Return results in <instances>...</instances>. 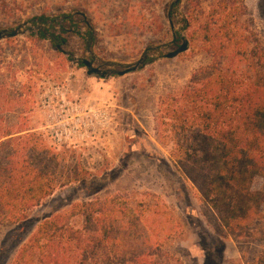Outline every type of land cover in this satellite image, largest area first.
<instances>
[{"label":"rangeland","instance_id":"1","mask_svg":"<svg viewBox=\"0 0 264 264\" xmlns=\"http://www.w3.org/2000/svg\"><path fill=\"white\" fill-rule=\"evenodd\" d=\"M173 1L0 0V31L35 21L47 25L50 34L60 35L63 16H72L75 26L63 35L66 44L60 45L75 59L90 60L86 38L92 32L95 66L107 61L133 63L145 49L170 43L173 33L189 41L188 50L174 59L155 60L173 46L152 51L151 63L143 69L107 79L89 76L83 65L56 50L49 39H41V31L0 42V81L7 84L0 98L4 114L17 111L27 129L51 145L75 152L95 178L94 189L81 185L58 189L29 210L26 219L1 225L0 264H13L45 219L68 211L71 204L117 195L152 194L168 206L178 227L167 250L184 264L247 262L264 247V217L244 237L228 235L217 213L157 138L160 100L180 93L194 73L212 62L200 34L220 0H183L170 20ZM242 2L241 23L264 48V0ZM255 187L264 191V181Z\"/></svg>","mask_w":264,"mask_h":264},{"label":"trees","instance_id":"2","mask_svg":"<svg viewBox=\"0 0 264 264\" xmlns=\"http://www.w3.org/2000/svg\"><path fill=\"white\" fill-rule=\"evenodd\" d=\"M233 1L220 0L201 28L211 64L160 100L157 138L223 230L239 238L264 217V191L255 187L264 181V48L241 23L242 0ZM74 26L63 16L60 43ZM6 85L0 81V98ZM17 114L0 118V226L26 219L58 189L95 183L75 152L51 145ZM177 227L156 195L78 202L45 219L13 264H184L167 250ZM235 264H264V247Z\"/></svg>","mask_w":264,"mask_h":264},{"label":"water","instance_id":"3","mask_svg":"<svg viewBox=\"0 0 264 264\" xmlns=\"http://www.w3.org/2000/svg\"><path fill=\"white\" fill-rule=\"evenodd\" d=\"M183 0H174L171 5H170V11H169V18H170V12L173 8V6H178ZM42 22V21H41ZM35 21H29L26 23H22L16 28L13 29H4L0 31V42L5 39H11V38H16L19 36L27 35L29 33H34V32H43L47 37L50 35L48 32V27L45 24H34ZM44 23V22H43ZM50 23V22H49ZM51 24V23H50ZM172 26V25H171ZM173 30V26H172ZM180 38H182V43L180 46L173 50L170 51L167 54H163L160 57H157L155 60H160V59H174L180 54L186 52L189 48V41L187 38H185L183 35L180 34ZM177 40L176 36L173 37V40L170 43L163 44L161 46L157 47H150L144 50L143 55L141 58L133 63L130 64H121L119 62H104L103 66L106 67L107 69H102L98 66H95L96 60H98V57L94 54V52L91 50V43L88 44V54H90L91 59H82L78 60L75 59V56L71 52H66L63 50L61 46H58V50L65 54L66 56L72 58L73 62L77 65H83L87 69V74L89 76H97L98 78L101 79H107V78H112L115 76L122 77L127 74L136 72L138 70L143 69L146 67L148 64L151 62L148 61L149 57V52L150 51H156L159 52L161 50L166 49L173 43H175Z\"/></svg>","mask_w":264,"mask_h":264},{"label":"flooded vegetation","instance_id":"4","mask_svg":"<svg viewBox=\"0 0 264 264\" xmlns=\"http://www.w3.org/2000/svg\"><path fill=\"white\" fill-rule=\"evenodd\" d=\"M177 8V6L175 5V6H173V8H172V10H171V12H170V20H171V17H172V13H173V11L175 10ZM169 11H170V6H169V8H168V15H169ZM83 15V14H82ZM37 22V21H36ZM41 22V21H40ZM50 23H51V25L52 24H54V21H50ZM90 27V26H89ZM43 33V32H42ZM89 37H88V41H87V49H88V44L89 43H91V47H92V44H93V34H92V32H89ZM58 36H59V34L57 35V34H50L49 36H48V38H50L51 40H53L54 42H56V43H58L57 44V46H61L60 44H62V46L63 45H65L66 43L65 42H61L60 43V39L58 38ZM174 36H176V38H177V40H176V42L175 43H173L172 45H170V46H173L174 47V50L175 49H177L179 46H180V43H179V37H180V35H178L177 33H173V37ZM169 46V47H170ZM169 47H167V48H169ZM152 51H150L149 52V54L151 53ZM150 57V56H149ZM152 58L150 57L149 59H148V61H150ZM98 67H100V68H104V66H103V64H101V65H98Z\"/></svg>","mask_w":264,"mask_h":264}]
</instances>
